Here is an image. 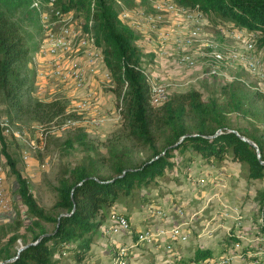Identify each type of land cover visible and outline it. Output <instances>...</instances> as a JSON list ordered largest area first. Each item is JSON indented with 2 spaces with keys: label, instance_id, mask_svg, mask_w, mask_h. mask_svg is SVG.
<instances>
[{
  "label": "trees",
  "instance_id": "1",
  "mask_svg": "<svg viewBox=\"0 0 264 264\" xmlns=\"http://www.w3.org/2000/svg\"><path fill=\"white\" fill-rule=\"evenodd\" d=\"M121 1L130 8L138 2ZM153 1L140 3L153 11ZM174 1L184 7L199 5L207 14L213 13L234 26L259 31V43L264 46V0ZM31 3L32 0H0V101L6 105L12 123L30 121L47 126L76 113H68L69 102L64 94L51 100L34 95L37 76L31 60L40 45L36 35L41 33L42 26ZM93 3L97 44L112 75L110 88L121 125L103 141L90 137L83 127L76 128L65 140L66 147L77 144L87 155L74 165H59L57 182L51 185L56 199L50 207L42 206L30 190L29 181L10 151L11 142L0 128V147L15 178L14 192L27 206L30 217L21 232L20 216L14 223L0 225V264H60L61 254L68 250L82 261L113 205L135 189L163 177L176 164V154L189 162L197 157L208 162L230 158L247 166L248 179L264 180V132L259 133V127L250 133L238 129V133L233 132L230 117L239 112L252 120L264 121V93L244 80L234 79L222 85L218 97L205 99L200 90L190 89L172 93L161 105L153 104L144 59H154V54L139 45L141 33L120 19L118 3L57 0V7L64 11L73 9L87 17ZM25 14L36 15L32 22L39 25L36 33L24 26L21 15ZM238 74L244 77L243 71ZM137 150L148 155L136 160ZM257 199L259 212L264 215V188L258 191ZM261 230L264 231V224ZM19 239L27 246L18 254ZM212 255L211 249L199 247L192 260ZM258 264H264V259Z\"/></svg>",
  "mask_w": 264,
  "mask_h": 264
},
{
  "label": "rangeland",
  "instance_id": "2",
  "mask_svg": "<svg viewBox=\"0 0 264 264\" xmlns=\"http://www.w3.org/2000/svg\"><path fill=\"white\" fill-rule=\"evenodd\" d=\"M30 7L32 6L30 5ZM21 17L24 20V26L29 31L36 33L39 26L38 24H33L36 15L32 14L28 17L25 14L21 15ZM217 19L211 13L209 15L210 24H207L203 28V32L218 42L220 47L226 48L233 45L217 29ZM36 37V40H41L42 34L39 33ZM149 40L151 39H146L145 37L139 40V45L146 52L152 50V41ZM260 43L259 47H261ZM192 48L191 50L194 51L196 47ZM150 58H147L145 65L158 81L167 85L170 95L174 92L198 89L203 93L205 99L218 97L220 96V88L226 83L222 79L207 76L203 68L192 70L178 65L175 63L173 56L168 59ZM243 73L247 80L255 82V78L252 75L248 72ZM37 80L34 91V95L37 98L51 100L58 95L64 94L67 96L69 102L68 113H76V116H72V118H59L47 126L30 121L13 123L14 129L21 133L22 140L16 139L12 135L6 136L11 142L10 151L18 162L17 166L19 170L29 181L30 190L42 206L50 207L56 199L55 193L51 190V185L57 182L56 177L59 165L61 163L74 165L82 161L87 155V152L77 144L73 147H66L65 140L74 133L76 128L83 127L87 130L90 137L103 141L120 127L122 118L116 108L115 95L110 86H97V88L102 90L100 96L97 94L96 98L86 100L84 97L76 95L68 96L67 94L71 93V91L64 86L58 85L56 82L48 81L46 83L39 79ZM85 101L90 102L91 109H76L77 103ZM6 110L7 107L1 100L0 117L9 119ZM230 117L232 126L243 133L255 132L257 131V127L260 128L259 133L264 132V121L252 120L239 112L232 113ZM43 141L46 142L45 145ZM25 152L29 154V159L27 160L24 158ZM3 155L6 163V175L13 188L14 203L13 208L9 212H0V225L14 223L17 216H20L23 222L21 232L29 224L30 217L27 214V206L21 197L14 192L16 187L15 178L8 164L6 154L3 153ZM147 155L146 151L137 150L134 152L136 160L142 159ZM173 159H175L176 164L167 169L165 176L158 177L149 186L137 188L132 194L123 196L118 201L117 209H123L125 213L138 217L137 220L140 221L139 217L144 216L146 219L151 220L148 208L153 212V207L158 203L168 204L172 208L176 205L186 210L187 217L179 218L173 211L170 219H178L177 223L187 222L189 223L188 225L191 224L190 228L193 229L196 226L197 231L193 233L194 236L200 237L205 228L210 226L215 227L214 231H216L217 235L219 234L218 238L205 242L206 245L220 244L222 247L227 248V246L240 240L244 246L238 248L237 253L242 248L247 250L248 245L249 247L252 246L256 241L257 230L259 228V201L257 194L260 189L264 188V180L253 181L248 179L247 166L239 162L234 164L232 161H229L226 162L224 167L217 165V168H205L203 166L204 163L199 162L200 158L196 161L193 160L194 162H189L183 156L176 154ZM207 171L208 173L206 174ZM233 175L237 177L235 183L229 181ZM214 176H216L215 181H208L210 177ZM225 178H229L226 184ZM219 180L221 183L216 184ZM234 184L241 191L238 192L237 196L238 204H235V198L233 199L234 203L230 200L231 203L222 200L225 203L216 204L220 197L223 196L224 188L229 189ZM215 199H217L216 202ZM223 210H231L232 212V216L226 218L229 221L226 227L218 225L219 222L222 223L224 221L220 219ZM193 212L197 213L195 218L192 221H186ZM238 213H240L239 216ZM152 227L156 228L157 226ZM136 232V229L132 230L129 238L126 237L128 242L124 244L129 246L134 244ZM237 232L243 235V238H240ZM111 238L101 239L99 236L92 245L89 254L82 261H78L75 258L74 251L68 250L66 255L64 253L61 254L60 264H113V249L122 241L120 239L117 241L118 237ZM154 246L156 245L154 244ZM182 248L183 255L185 256L175 259L172 263L168 259L166 246H161L157 250H154L150 246V243L138 244L131 248L133 253L130 256L129 264H183L185 261H194L192 260L193 256H189L199 246H195L192 240L190 243L182 245ZM237 256L240 258V254Z\"/></svg>",
  "mask_w": 264,
  "mask_h": 264
},
{
  "label": "built area",
  "instance_id": "3",
  "mask_svg": "<svg viewBox=\"0 0 264 264\" xmlns=\"http://www.w3.org/2000/svg\"><path fill=\"white\" fill-rule=\"evenodd\" d=\"M115 1L120 7V19L139 31L141 39L143 37L151 39L150 53L154 54V58L168 59L173 56L175 63L187 69L203 68L207 76L225 82L234 79L244 80L253 89L264 93V47H259L261 32L217 19V29L225 39L233 43L223 48L203 32V28L210 24V20L209 14L199 5L184 7L174 0H154L153 11H148L140 0L131 8L121 0ZM31 6L36 10L42 26L40 45L31 60V67L35 70L37 79L46 83L56 82L71 91L66 93L68 96L76 95L86 100L97 97L95 86H113L112 75L105 62L102 48L97 44L94 3L90 6L87 17L73 9L62 10L57 7V0H32ZM192 47H196L194 51L191 50ZM144 61L147 62V59ZM240 71L248 72L255 78V82L239 76ZM144 72L150 87L151 102L155 105L163 104L170 96L167 85L158 81L146 65ZM89 103L79 102L76 109H91ZM0 128L5 135H12L22 140L21 133L14 129L9 119L0 117ZM43 143L45 145V141ZM24 158L29 159V154L25 152ZM5 165L0 147V212L3 213L9 212L14 203L13 188L7 178ZM152 211L155 216L163 220L170 218L173 211L180 218L187 217L186 210L176 205L173 208L158 205L154 206ZM196 215L197 213L193 212L186 221H192ZM222 216L231 217V210H223ZM105 222L107 233L118 235L132 232V222L125 213L113 210L108 214ZM188 224L187 222L175 225L162 223L156 228L149 226L137 231L134 244L130 246L118 244L114 247L113 264H129L133 253L131 248L138 244L163 241L167 250L173 252L175 243H185L190 239L192 231L191 224ZM263 224L264 215L259 212L256 241L252 246L248 245L247 250L242 248L237 253L238 248L244 246L238 240L227 246V253L194 260L189 264H234V259L239 257L237 256L239 254L242 264H258L264 259V231L261 230ZM220 225L227 226L224 222ZM214 229L215 227L205 228L202 236L213 235ZM237 235L243 238L239 232ZM23 246V241L19 239L18 249Z\"/></svg>",
  "mask_w": 264,
  "mask_h": 264
},
{
  "label": "crops",
  "instance_id": "4",
  "mask_svg": "<svg viewBox=\"0 0 264 264\" xmlns=\"http://www.w3.org/2000/svg\"><path fill=\"white\" fill-rule=\"evenodd\" d=\"M159 59V58H158ZM94 90L95 91H97V94H98V96H100V93H101V91L102 90H100L99 88H97L96 86L94 87ZM117 108V107H116ZM198 158H200V161L199 162H203L204 163V167L206 168V167H209V168H211V167H215V168H217V165L219 166V165H221L222 167H224V165L226 164V162H229V161H232L234 164L235 163H238V162H235V161H233L232 159H225L224 161H221V162H218V161H214V162H208V161H206V160H204V159H202L201 157H197L194 161H196ZM194 161H192V162H194ZM221 167V168H222ZM212 172H214V171H212ZM208 173V171L206 172V174ZM166 174V173H165ZM165 176V175H164ZM215 177L216 176H214V177H210V179H208V181H210V182H212V181H215ZM226 179V182H225V184L227 183V181H228V179L229 178H225ZM236 179H237V177L236 176H231V178H230V182L231 183H235L236 182ZM224 180V179H223ZM221 182H220V180L219 181H217L216 182V184H220ZM214 185V184H213ZM224 187H226L225 185H224ZM224 192L222 193L223 194V196H221L220 197V199H219V201H218V203H216V204H219V203H225V201H227V203L229 202V203H234V198H235V204H238V198H237V196H238V192H241V191H239L238 190V186L236 185V184H234L232 187H229V189H227V188H224ZM222 200H225V201H222ZM231 202H230V201ZM217 201V199H215V202ZM119 203L118 202H116L114 205H113V207H112V209L110 210V212L111 211H113V210H116V211H118V212H122V213H125V211H123V209H117V205H118ZM153 205H156V204H153ZM158 205H161V206H163V207H166V208H169L170 206H168V204H165V203H158L156 206H158ZM120 208V207H119ZM147 208V207H146ZM220 208V207H219ZM148 210H149V214H150V217H151V220H148V219H146V217L144 216V217H139L140 218V221H138L137 220V218L138 217H133V216H131V215H129L128 213H125L129 218H130V220H131V222H132V230L134 231L135 229H136V231H139V230H142V229H144L145 227H149V226H159V225H161L162 223H166V224H170V223H172V224H177V222H178V219H170V218H168V219H165V220H163V219H160L159 217H155V215L151 212V210L148 208ZM109 212V213H110ZM180 218V217H179ZM220 219H223L224 221V224L226 225L229 221H227V219L226 218H223L221 215H220ZM106 221V220H105ZM222 221V220H221ZM221 222H219L218 223V225L220 224ZM172 224H170V225H172ZM211 227V226H210ZM210 227H208V228H210ZM105 228H106V222H104V224L102 225V227H101V229H100V233H99V236H100V238L101 239H106L107 237H112L111 239H114L115 237H118V240L117 241H119V239L122 241L121 243H118V244H124V243H127L128 242V239L127 238H129V233H120V234H110V233H107V231L105 230ZM191 231H192V235H191V237H190V239L187 241V242H185V243H180V242H177V243H175L174 244V251L173 252H169L168 251V256H169V261H171L172 263L174 262V260L175 259H177V258H181L182 256H185V255H183V251H182V245H186V244H188V243H190L192 240H193V242H194V244H195V246H199V247H201V248H208V249H211L212 251H213V255H216V254H224V253H227V250H228V248H224V247H222V245H220V244H215V245H206L205 244V242H209L210 240H216V238H218V235H217V233H216V231H214V233H213V235H211V236H201V237H196V236H194L193 235V233H195L196 231H197V229H196V226H195V228L193 229V228H191ZM200 231V230H199ZM203 233V232H202ZM98 236V237H99ZM194 236V237H193ZM127 237V238H126ZM98 239V238H97ZM99 241H102V240H99ZM126 241V242H125ZM96 241H94V243H95ZM218 242H219V239H218ZM93 243V244H94ZM158 243V242H157ZM154 244L156 245V246H154ZM204 244V245H203ZM150 246H152V248L154 249V250H157L159 247H165L164 246V243H163V241H161V243L159 244H156V243H150ZM196 251V250H195ZM195 251L192 253V255H190L189 257H194V255H195ZM188 257V258H189ZM183 264H189V262H183ZM234 264H242V261H241V259L240 258H238V257H235V259H234Z\"/></svg>",
  "mask_w": 264,
  "mask_h": 264
},
{
  "label": "water",
  "instance_id": "5",
  "mask_svg": "<svg viewBox=\"0 0 264 264\" xmlns=\"http://www.w3.org/2000/svg\"><path fill=\"white\" fill-rule=\"evenodd\" d=\"M232 131L238 133L236 129H233ZM241 137H242L244 140L248 141L249 143L255 145V143H254L251 139H249L247 136L242 135ZM183 138H184V137H182V139H183ZM255 146H256V145H255ZM26 246H27V245H26ZM26 246L24 245L23 247L19 248V249H18V254H19V253H20V252H21ZM17 256H18V255H17ZM17 256H15L13 259L17 258Z\"/></svg>",
  "mask_w": 264,
  "mask_h": 264
}]
</instances>
